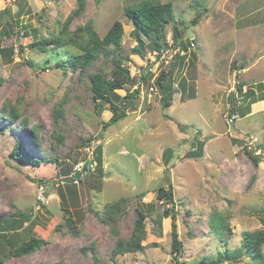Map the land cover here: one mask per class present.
<instances>
[{"label":"rangeland","instance_id":"1","mask_svg":"<svg viewBox=\"0 0 264 264\" xmlns=\"http://www.w3.org/2000/svg\"><path fill=\"white\" fill-rule=\"evenodd\" d=\"M78 1L0 0V11L10 9L0 27V50H13L0 53V112L6 106L19 114L12 125L0 113V219L31 212L36 223L31 236L46 241L41 249L19 258L11 256L7 246L1 247L0 264H177L170 251L171 219L162 220L161 235L152 222L171 208L156 200L159 188L170 184L183 245L179 263L208 264L226 248L241 247L243 232L264 230V153L257 151L264 138V108L247 117L243 116L246 103L239 110L231 109L241 102L239 85L243 92L264 93V0H148L172 3L173 24L183 32L190 29L189 40L195 45L180 52L183 65L173 75L176 92L166 110L154 83L161 71L172 68L178 50L163 51L158 57L142 38L144 58L131 54L137 42L124 11L145 0H86L82 16L71 22L69 30L90 21L102 38L115 21L122 22L121 45L131 54L126 66L132 82L116 93L123 97L139 90L127 117L106 130L103 124L111 111L103 104L98 113L88 77L79 78L69 69L64 74L56 66L62 54L51 50V45L46 53L27 47L36 39L56 36ZM14 21L19 28L27 27L28 36L19 28L10 37L3 34ZM166 31L171 44L172 25ZM67 50L74 54L76 48ZM110 67L102 57L90 73L102 71L111 78ZM146 69L149 73L143 77ZM58 110L64 117L55 125L53 112ZM232 114H237L236 121L229 125ZM34 128L40 147L29 139ZM53 133L64 137L63 144L58 145ZM16 141L42 157V164L36 167L14 160L11 152ZM196 149L202 157H189ZM165 150L172 154L167 167L162 160ZM245 150L260 156L257 166ZM97 156L102 175L96 168ZM86 163H92L90 171L87 167L84 171ZM67 168L70 178L73 171L81 173L74 184H68L74 185L72 192L62 182L61 171ZM60 192L81 232L76 238L60 229L64 222ZM121 198L128 203L116 236L98 214L104 205ZM136 208L148 215L145 249L113 256L116 241L128 239L133 231ZM216 214L230 227L222 240L210 230V222L219 218ZM247 263L244 258L235 264Z\"/></svg>","mask_w":264,"mask_h":264},{"label":"trees","instance_id":"2","mask_svg":"<svg viewBox=\"0 0 264 264\" xmlns=\"http://www.w3.org/2000/svg\"><path fill=\"white\" fill-rule=\"evenodd\" d=\"M100 2L101 0H95ZM86 0H79L76 10L65 20L59 33L56 36H51L47 38L36 39L32 43H29L27 47L33 51L46 53L48 52L47 47L51 45V50L56 51L57 54H62L56 66L67 74V69H69L73 74H77L79 78L87 76L89 80V90L91 92V99L98 109L100 114L104 109L102 105H108V110L111 111V117L108 122L103 124V130L108 127L124 120L131 106L134 103L135 98L139 95L138 88L132 92L127 93L125 96L121 97L117 95V90L124 89V86L130 85L132 80L130 72L126 63L130 62L129 56L137 55L144 58L146 51L145 45L142 38H145L150 44L147 49L151 52H156L158 57L163 51H172L174 49L178 50L173 57V66L168 71H161L155 79L154 85L159 89L161 93V107L162 110H166L172 104L174 93L176 92L173 86V75L176 73L177 67L182 68L183 59H181L180 52L186 51L188 47L192 45V41L184 37L185 31H180L177 25L173 24V5L172 3H160L155 1H142L136 6H128L125 8L124 15L131 22L133 26L132 37L135 38L137 44L132 48L131 54H126L122 49L123 40V24L120 21H115L104 37H100L95 31L92 23L88 21L83 26H77L74 31L69 30L71 22L82 16L85 10ZM10 13V9L6 8L0 11V27L3 21V15ZM194 22V21H193ZM168 25H172V43L168 44L166 41ZM19 25L17 22L9 24L8 28L3 31L6 37H10L16 33ZM23 35L28 36V31L26 26H22ZM35 33V32H33ZM76 48L74 54L68 53V47ZM25 47L19 44V51L24 52ZM6 52L12 53V49H2L1 54ZM106 59L110 64L111 78L102 71H97L95 73H90V69L93 65L101 58ZM28 66L34 67L31 61H26ZM43 70H48V68H43ZM148 74L149 71L143 73V77ZM151 76V75H150ZM182 90L184 87L180 86ZM238 94L241 99L246 103V111L250 112V105L258 101L264 100V93L257 95L253 90L243 92L242 85L237 88ZM231 110L236 111L234 107ZM1 118L3 116L9 117L12 125L16 124L15 121L18 120L19 114L14 107L7 108L3 106ZM245 113V112H244ZM54 124H58V120L63 118V113L61 110L53 112ZM234 115V114H233ZM22 126H26V121H23ZM11 128V127H10ZM3 131H0L2 133ZM37 128L32 129L30 134V141L33 146L40 147V140L38 137ZM56 136V142L58 145L63 144L64 137L61 134L53 133ZM202 151V148H201ZM257 151L264 153V138L260 145L257 146ZM246 155L254 164L260 161L259 155H253L252 152L245 150ZM193 154V156H190ZM172 155V154H171ZM169 150H165L162 155V160L165 162V166L169 165V160L171 158ZM191 158H201L199 150H193L188 153ZM11 156L14 160L19 163H26L32 166L39 167L44 161L42 157L31 154L29 148H25L21 141H16L11 152ZM169 157V158H168ZM57 162V159H54ZM96 168L103 174L101 170V159L99 156L96 157ZM46 162H49L46 160ZM87 164V171H90L89 165ZM68 171V172H66ZM70 169H63L61 175L64 178L69 177ZM72 172V170H71ZM74 176L72 179L74 183L81 176L80 172L73 171ZM70 178V177H69ZM253 180V179H252ZM73 183V184H74ZM66 189L68 192H72V187L74 185L66 184ZM145 193H141L139 197H143ZM60 210L63 212L64 222L60 224V229H66L73 237H78L81 232L78 229L76 222L67 207L66 197L63 192H60ZM156 200L163 201L167 205H171V208L164 209L157 218L153 219L152 222L155 223L158 234L161 235L162 220L166 218L171 219V245L170 251L174 255L175 261L179 263L178 259L181 258L183 245L178 238L177 234V214L175 212V201L173 198L172 185L170 184L167 189L159 188L156 194ZM71 202L74 203V200ZM128 199L121 198L116 202L106 204L103 206L101 212H99L98 217L100 221L108 226L109 230L113 235H118L119 227L118 223L121 216L125 212L126 204ZM151 206V205H150ZM149 206V209H151ZM16 213V212H15ZM216 220L210 222V230L219 239H223V235L226 232H230V227L227 224L226 219L222 215ZM11 219L4 217L0 219V248L7 246L9 248L10 255L16 258L31 255L35 251L41 249L46 241L39 238H34L31 236L33 229L36 226L32 213L19 212L18 214H13ZM148 215L141 209H135V220L134 227L131 235L128 239L123 240L119 238L116 241L114 248L112 249V255H124L128 253L142 252L145 246L142 242L145 239L146 231V220ZM242 244L241 247L236 249L226 248L224 251L218 253L215 259H212L208 264H235L244 258L249 259L247 264H264V255L262 252V245L264 244V230L256 231H246L241 234ZM153 245V244H152ZM155 246V245H153ZM84 253L86 249L82 250Z\"/></svg>","mask_w":264,"mask_h":264},{"label":"crops","instance_id":"3","mask_svg":"<svg viewBox=\"0 0 264 264\" xmlns=\"http://www.w3.org/2000/svg\"><path fill=\"white\" fill-rule=\"evenodd\" d=\"M242 105H245V103L243 102V100L241 99V102L238 101V103H235V104H232V107H234L236 110H239L242 106ZM252 107H250V112L249 113H244L243 116L247 117V116H251L253 115L257 110L261 109L262 106L264 108V100L263 101H258L256 103H253L251 105ZM234 115H237V114H234Z\"/></svg>","mask_w":264,"mask_h":264},{"label":"water","instance_id":"4","mask_svg":"<svg viewBox=\"0 0 264 264\" xmlns=\"http://www.w3.org/2000/svg\"><path fill=\"white\" fill-rule=\"evenodd\" d=\"M184 37L186 39H190L192 37V33H191L190 29H187ZM84 171H86V166L84 168ZM62 182L65 183V184H72V183H74V180L72 178H64V179H62Z\"/></svg>","mask_w":264,"mask_h":264},{"label":"built area","instance_id":"5","mask_svg":"<svg viewBox=\"0 0 264 264\" xmlns=\"http://www.w3.org/2000/svg\"><path fill=\"white\" fill-rule=\"evenodd\" d=\"M191 47H194V44H192ZM235 121H236V116L230 115L229 120H228L229 125H234ZM78 170H79V168H78Z\"/></svg>","mask_w":264,"mask_h":264},{"label":"clouds","instance_id":"6","mask_svg":"<svg viewBox=\"0 0 264 264\" xmlns=\"http://www.w3.org/2000/svg\"><path fill=\"white\" fill-rule=\"evenodd\" d=\"M192 44H194L193 42H192ZM195 46V45H194ZM233 115V114H232ZM86 167H87V164H86Z\"/></svg>","mask_w":264,"mask_h":264}]
</instances>
